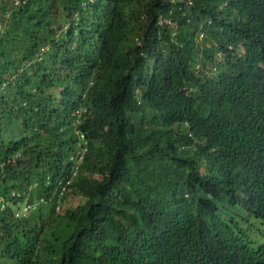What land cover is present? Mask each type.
<instances>
[{
  "label": "trees",
  "instance_id": "1",
  "mask_svg": "<svg viewBox=\"0 0 264 264\" xmlns=\"http://www.w3.org/2000/svg\"><path fill=\"white\" fill-rule=\"evenodd\" d=\"M0 20V194L37 182L44 198V216L0 210V264H164L153 219L173 210L182 249L203 248L211 264L264 263L233 221L212 230L220 200L264 214V0H0ZM84 92L95 117L80 123L89 147L78 159L74 138L55 134ZM17 125L35 145L6 162ZM45 136L63 151L50 142L39 153ZM75 158L62 197L55 181Z\"/></svg>",
  "mask_w": 264,
  "mask_h": 264
},
{
  "label": "clouds",
  "instance_id": "2",
  "mask_svg": "<svg viewBox=\"0 0 264 264\" xmlns=\"http://www.w3.org/2000/svg\"><path fill=\"white\" fill-rule=\"evenodd\" d=\"M157 23L160 25H167L169 27H172L174 25V20L169 15H160L158 17ZM202 35H203L202 33L198 34L197 37L198 40L201 39ZM225 44L227 46L226 50L228 49L229 51L235 49L236 47L233 43L230 42H225ZM238 47H239L238 53L244 52L243 45L241 43L238 44ZM40 49L41 51H44V49H48V45H44ZM221 53H222V49L218 46L214 52V55L215 57H220ZM211 71H216L215 74H217L219 72V67L212 66ZM229 84H232L234 86V90L237 93V85L234 82H231ZM232 85H227L229 89L228 96H231L233 93ZM84 97H85V92L82 94V98H83L82 101L73 107L71 111V122L67 123V126L65 128L60 127L59 131H57V134H55V137L56 138L60 137L62 141L64 137L74 138V143H78L77 145L81 146L80 150L82 149L79 156L78 157L76 156L78 159L86 155L87 149L89 147V138L86 137L84 131L80 128V123L83 122L86 118L95 117V115L92 114L90 107L84 102ZM199 108L202 111L203 105L199 104ZM15 129L17 130L19 137L15 132L13 135V133H11L10 131V141H12L13 144L12 151L8 152L5 155L4 160L6 162H9L10 160V162L19 161L20 163H22L24 159V153L34 147L35 139L23 140L21 125H17ZM206 135L207 137L210 138V136L207 133ZM19 138L20 140H22L21 142L22 146H17L15 143V140ZM50 142L53 144L52 140L47 136H45L44 144L40 148L39 153H42L46 149L48 143ZM62 145L63 144H61L60 146H56V145L54 146L60 149V151L62 152L63 151ZM183 148H188L189 154H197L205 162L209 164L217 165L216 161L209 160L203 154L202 145L188 144L185 145ZM138 152H140V149L137 146H134L128 148L123 153L128 155H135ZM78 159L75 158L76 160L75 165L73 166L70 165L69 173L66 172L63 175L62 179H64L65 181H55V185L56 184L59 185V191L65 190V186H67V184H70L73 181V178L77 170ZM218 178L220 177L217 175V168H216L214 176L210 179L212 180V182H214ZM50 181L51 179L49 178V176H47L45 180L46 184L47 182L49 183ZM51 184H53V182H51ZM37 186L38 183L34 182L33 184H29L28 188L24 189V191H16L12 189L8 198L0 194V210H4L5 208L8 209L9 214L11 213L12 216L16 218L15 220L30 215L41 214L44 216V212L40 210V207L44 204V198L42 197L40 191L41 184H40V188H38ZM219 187L221 188L222 185ZM37 191L38 194L35 193ZM32 192L35 194H32ZM219 194L226 198L230 197V194L226 189H222ZM13 198L17 200L14 201ZM233 202L234 199L228 200V202H226L225 204L224 201L222 200L219 201V204L222 205V209L219 210L220 219L216 227L212 229L214 230L213 233L220 235L221 231L223 232L225 222L228 220L233 221L240 231H243L248 235V238H246L243 242H241V244H244L248 248V250H246V253L258 254V255L262 254L263 262H264V214L251 210L246 205H244L243 207H234ZM34 211H37V213L35 214ZM157 212L160 211L154 212V215ZM252 213H255L256 217L251 215ZM249 221L251 222L249 223ZM153 223L156 228L157 235L161 239L162 246L168 247L166 250L167 252L165 253L164 256V260H165L164 264H211L209 257L207 256L203 248H200L199 246H195V245L189 246L186 250L181 248L180 236L185 234L187 232V229L184 228L182 223V217L179 215L178 211L173 210V215L167 214L164 216L154 218ZM220 242L224 243L225 245L228 244L223 239H220ZM227 255L234 256V252H227Z\"/></svg>",
  "mask_w": 264,
  "mask_h": 264
},
{
  "label": "rangeland",
  "instance_id": "3",
  "mask_svg": "<svg viewBox=\"0 0 264 264\" xmlns=\"http://www.w3.org/2000/svg\"><path fill=\"white\" fill-rule=\"evenodd\" d=\"M155 122H157V121H155ZM53 190H54V188L52 189V191ZM71 194L72 193L70 191H66V190H61L60 193H59L60 196H62V197L65 196L66 198H71ZM62 208L63 207H61V206L60 207H56V210L61 212Z\"/></svg>",
  "mask_w": 264,
  "mask_h": 264
},
{
  "label": "built area",
  "instance_id": "4",
  "mask_svg": "<svg viewBox=\"0 0 264 264\" xmlns=\"http://www.w3.org/2000/svg\"><path fill=\"white\" fill-rule=\"evenodd\" d=\"M17 2H18V0H15V3H17ZM3 25H4V22L0 20V30L2 29Z\"/></svg>",
  "mask_w": 264,
  "mask_h": 264
}]
</instances>
